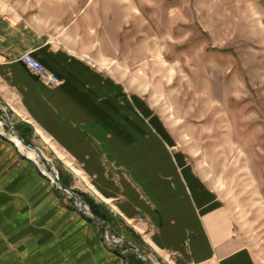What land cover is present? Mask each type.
I'll return each instance as SVG.
<instances>
[{
    "label": "crops",
    "instance_id": "crops-1",
    "mask_svg": "<svg viewBox=\"0 0 264 264\" xmlns=\"http://www.w3.org/2000/svg\"><path fill=\"white\" fill-rule=\"evenodd\" d=\"M26 52L60 83L45 85L17 61ZM0 105L11 125H25L63 165L79 169L121 241L106 242L108 230L0 136V264H132L124 254L135 248L152 264H255L230 210L141 99L2 13ZM149 136L157 146L140 144Z\"/></svg>",
    "mask_w": 264,
    "mask_h": 264
},
{
    "label": "rangeland",
    "instance_id": "rangeland-1",
    "mask_svg": "<svg viewBox=\"0 0 264 264\" xmlns=\"http://www.w3.org/2000/svg\"><path fill=\"white\" fill-rule=\"evenodd\" d=\"M0 13L32 24L141 99L230 210L255 264H264V0H0ZM13 127L52 162L53 185L77 208L71 193L97 205L77 167L63 165L25 125ZM83 210L99 220L85 203Z\"/></svg>",
    "mask_w": 264,
    "mask_h": 264
},
{
    "label": "built area",
    "instance_id": "built-area-1",
    "mask_svg": "<svg viewBox=\"0 0 264 264\" xmlns=\"http://www.w3.org/2000/svg\"><path fill=\"white\" fill-rule=\"evenodd\" d=\"M18 61L21 62L30 72L36 75L45 85L50 87L57 86L60 82L59 79L49 72L38 60H36L31 53L26 52L18 57ZM6 116V115H5ZM5 116L0 115V136L6 137L5 131ZM10 141L11 138H9ZM34 162V161H33ZM36 166L40 169L41 173L48 177L52 184L58 185L56 181L58 177L52 178V176L48 175L45 171H43L36 162H34ZM68 193V192H67ZM105 240L110 245H115L120 243V239H118L115 235L105 232Z\"/></svg>",
    "mask_w": 264,
    "mask_h": 264
},
{
    "label": "water",
    "instance_id": "water-1",
    "mask_svg": "<svg viewBox=\"0 0 264 264\" xmlns=\"http://www.w3.org/2000/svg\"><path fill=\"white\" fill-rule=\"evenodd\" d=\"M5 122H6L7 127L10 128V130H12V132L15 134V136L17 137V139L23 144V146L28 147V148H30V149H33V150L38 154V156L40 157V159H42V160L46 163L49 172H50L52 175L56 176V175H55L54 166H53L52 162L49 161L48 159H46V158L44 157V155L42 154L41 150H40L38 147H36V146H33V145H27V144L23 141V139H22V137L20 136V134H19V133H18V132L12 127V125L10 124L9 119H8L7 116L5 117ZM71 195H72L73 197H75L76 200L80 203V207H81L80 210H81V212H84V210H83V209H84V203H83V201H82L79 197H77L74 193H71ZM89 219H90V221L93 222V223H96V224H99V225H104V226L107 228L108 232L110 233V231H109L110 227L108 226V224H107L105 221L96 220V219H93L92 217H89ZM133 251L135 252L137 258H139L142 262H144V263H146V264H152V263L150 262V260H149L148 258H146V257L141 253V251H140L139 249L135 248Z\"/></svg>",
    "mask_w": 264,
    "mask_h": 264
},
{
    "label": "trees",
    "instance_id": "trees-1",
    "mask_svg": "<svg viewBox=\"0 0 264 264\" xmlns=\"http://www.w3.org/2000/svg\"><path fill=\"white\" fill-rule=\"evenodd\" d=\"M17 130L20 133V135L22 136L24 142L29 145V142L26 139V136L23 133V131H21L19 128H17ZM60 181L62 182V185L64 187H67V185L63 182V180H60ZM80 196L82 197L84 203L86 205H88L90 213L93 215V217H95L99 220H102V221H106L109 225H111V221L109 220L107 215L103 211H101V208L98 205H96L94 202L90 201L88 198H85V196H83L82 194H80ZM130 262L132 264H145L142 261L136 259V257L134 255L130 257Z\"/></svg>",
    "mask_w": 264,
    "mask_h": 264
},
{
    "label": "bare ground",
    "instance_id": "bare-ground-1",
    "mask_svg": "<svg viewBox=\"0 0 264 264\" xmlns=\"http://www.w3.org/2000/svg\"><path fill=\"white\" fill-rule=\"evenodd\" d=\"M4 116L6 115L5 113L3 114ZM6 117V116H5ZM11 140L16 144V146L31 160H33L34 162L37 163V165H39L38 160H42L40 159V157L38 156V154L33 150L30 149L28 147L23 146V144L14 136L11 138ZM43 171H45L48 175L52 176V178L55 176L52 175L51 173H48V171H46L44 168H42ZM85 211V210H84Z\"/></svg>",
    "mask_w": 264,
    "mask_h": 264
}]
</instances>
